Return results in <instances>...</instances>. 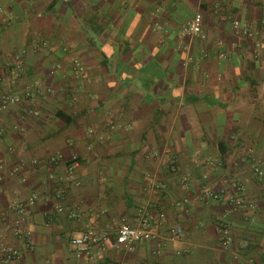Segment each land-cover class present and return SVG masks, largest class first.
<instances>
[{
	"label": "crops",
	"instance_id": "0c3cea01",
	"mask_svg": "<svg viewBox=\"0 0 264 264\" xmlns=\"http://www.w3.org/2000/svg\"><path fill=\"white\" fill-rule=\"evenodd\" d=\"M263 21L264 0H0V243L38 198L35 250L0 264H264V39L243 34ZM143 212L155 240L114 248ZM87 230L109 240L80 255Z\"/></svg>",
	"mask_w": 264,
	"mask_h": 264
},
{
	"label": "built area",
	"instance_id": "2783aa9c",
	"mask_svg": "<svg viewBox=\"0 0 264 264\" xmlns=\"http://www.w3.org/2000/svg\"><path fill=\"white\" fill-rule=\"evenodd\" d=\"M202 25H203V16L198 14L184 29V33L187 35H194L198 36L202 33ZM236 29L240 28V23H234ZM243 34L245 36H261L264 39V21L262 22V29L261 31H251L247 28L243 30ZM17 60L20 61V57H17ZM73 70L80 74V76L87 79L88 84L93 83V80L88 78L84 68L82 67L81 63L78 61H73ZM51 91H48V95ZM28 97V95H27ZM5 104H21L22 100L16 96H8L4 99ZM35 116H38V111L34 112ZM56 162L55 158L52 160ZM254 172L264 179V172L258 168L254 169ZM2 178H0V181ZM236 189H241L240 185L236 183L233 185ZM224 197V192L215 193L212 191H205L203 193V199L206 203L209 201L220 200ZM59 200H62L63 197L59 193L57 195ZM38 201L37 196H32L26 201H20L15 206H13L12 210L15 215L14 223L12 225V232L13 236L18 239L21 243H24V248L20 249L19 246L10 247L4 243H0V255L1 259L5 263L17 262L21 261L25 258V256L33 252L35 250V244L33 242V236L31 231H28L29 224H30V215L36 206ZM235 208H251L254 209L255 206L248 202L247 200L238 197L235 200ZM59 213H64L63 208H59ZM80 217V214L77 212L75 213L74 217ZM165 216L161 215L160 220H164ZM156 220V216L150 212H143L141 215V222L138 227H133L128 224H122L118 231V237L113 244L114 248L124 249L128 252H133L135 248L146 241L151 242L155 240V235L152 231V222ZM170 235L174 239H180L184 236V230L181 227H173L170 230ZM108 233H105L101 239L96 237V234L91 231L87 230L80 237L72 239V245L79 251V254H88L94 247L98 241H104L105 243L109 240ZM2 239V237H0ZM233 235L229 225L225 224L220 227L219 229V244L221 248L225 251H228L233 246Z\"/></svg>",
	"mask_w": 264,
	"mask_h": 264
},
{
	"label": "rangeland",
	"instance_id": "374dc122",
	"mask_svg": "<svg viewBox=\"0 0 264 264\" xmlns=\"http://www.w3.org/2000/svg\"><path fill=\"white\" fill-rule=\"evenodd\" d=\"M74 74V73H73ZM74 76L76 77H78L79 79H83V81H85L86 82V84H88V82H87V79H85L84 77H82V76H80V74H77L76 72H75V74H74ZM87 77L89 78V76L87 75ZM38 91V90H37ZM14 219H15V217H14ZM13 219V220H14ZM13 230L11 229V233H12V235H13V232H12ZM28 231H30L29 229H28ZM18 246H19V248L20 249H23L24 248V243L22 242L20 245L18 244ZM11 263H14V262H11Z\"/></svg>",
	"mask_w": 264,
	"mask_h": 264
},
{
	"label": "trees",
	"instance_id": "16d2710c",
	"mask_svg": "<svg viewBox=\"0 0 264 264\" xmlns=\"http://www.w3.org/2000/svg\"><path fill=\"white\" fill-rule=\"evenodd\" d=\"M261 31V30H260ZM61 114V113H60ZM62 115V114H61ZM65 115V114H64ZM64 115H62L64 117Z\"/></svg>",
	"mask_w": 264,
	"mask_h": 264
}]
</instances>
